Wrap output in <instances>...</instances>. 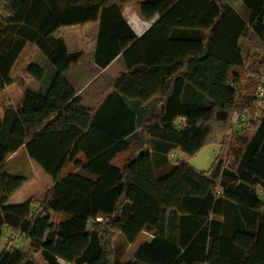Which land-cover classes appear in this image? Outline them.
<instances>
[{
	"label": "trees",
	"instance_id": "1",
	"mask_svg": "<svg viewBox=\"0 0 264 264\" xmlns=\"http://www.w3.org/2000/svg\"><path fill=\"white\" fill-rule=\"evenodd\" d=\"M136 1L0 0V92L14 85L12 73L29 45L56 69L46 94L27 90L18 110L5 112L0 246L8 230L25 238L28 250L4 249L0 264H38V255L46 264L264 259V110L257 109L252 86L240 95L243 81L234 74L245 66L239 43L248 32L264 52V0H241L247 21L227 0H147L141 15L157 20L140 37L123 16ZM94 22H100L95 64L105 69L121 56L125 71L91 111L64 76L82 52L69 51L59 32ZM25 71L39 83L46 77L36 63ZM187 87L207 103L185 102ZM153 101L157 113L138 128V112ZM236 113L250 121L240 133L230 124ZM210 144L222 146L227 160L218 156L199 172L187 159ZM173 149L183 159L170 165ZM21 150L53 181L40 202L9 203L26 180L8 175L5 165ZM127 152L124 165H115ZM171 212L179 218L175 241L168 238ZM57 215L66 219L55 224ZM115 234L128 245L142 234L152 240L122 263Z\"/></svg>",
	"mask_w": 264,
	"mask_h": 264
},
{
	"label": "rangeland",
	"instance_id": "2",
	"mask_svg": "<svg viewBox=\"0 0 264 264\" xmlns=\"http://www.w3.org/2000/svg\"><path fill=\"white\" fill-rule=\"evenodd\" d=\"M145 1L147 0H137L135 3L125 6L124 13L127 15V10L130 6L129 9L142 16L140 8L142 3ZM227 2L233 6V8L244 20L247 21L248 18L242 15L243 6L241 0H227ZM151 24L152 22L145 20L141 25L135 26L138 28V30L145 31L151 26ZM95 32V27L92 26H72L63 28L59 32V35L64 38L66 45L68 44L70 49L73 50L72 52L81 51L82 56L85 57L83 60L85 65L79 68L77 66L72 73V78H77L79 75V69L81 68L80 70L85 74V76L91 79V81L82 84L75 82V85L81 88L84 92L83 94L87 104H91V100L95 96L98 97V99L100 98L102 101L103 97L109 92L110 87L122 71L118 64H115L111 70L108 71V73H102L92 66L93 64L91 62V55L95 46ZM239 46L242 50L246 63L244 67L234 69V74L239 76L243 81L240 91V95L243 96L246 94L245 87L250 88L252 86L255 92L259 82L258 80H260L259 78L264 77V52L261 53L257 50L250 32L241 38ZM45 60L46 59L43 54L35 46L29 45L26 48L12 73L15 80L14 85L7 88L4 92H0V131L2 130V123L4 121L6 110L12 108L14 111H17L27 90L39 92L44 91V87L34 82L32 80L33 78L26 73L25 68L31 63H44ZM110 74H113L112 77H110ZM183 100L188 103H207V100L204 98V96L191 87L186 88ZM157 109V101H153L149 106L144 107V109H142L143 111L138 112V128H141L146 119H148L151 115L157 113ZM257 109L259 111H263L264 107L258 106ZM183 124L184 123L182 121H178V128L181 129ZM232 132L240 133L242 131L236 130L233 127ZM137 136L138 134L136 133L131 138H129V140L133 141L137 138ZM148 140L150 145H152L153 141L151 139ZM219 141L222 142L223 138L219 137ZM231 142L232 140H230L229 143L233 144ZM225 154L226 153L222 146L210 144L201 149L195 156L188 158L187 162L199 172H208L212 168L218 156L223 161L227 160ZM130 156L131 152L120 155L114 162L115 165L122 167ZM167 159L171 165L176 161L182 160L183 156L179 149H173L168 154ZM5 171L10 176L22 177L26 180L22 189L16 193L13 198H11V204H22L29 200L40 202L44 199L47 191L53 185L51 177L46 175V173L29 158L25 150H21L18 154L13 155L7 161L5 165ZM70 171L71 170H68V172ZM37 208H39V204L33 206L34 211H36ZM215 218L221 219L218 217ZM65 219L66 216L63 215L52 216V222L55 224ZM178 227L179 218L174 212H171L168 224V238L171 241H175L178 237ZM151 240V236L142 234L134 245H128L124 237L119 234H115L113 239V249L116 260L122 263H129L133 261L139 247L146 242H150ZM4 249L28 250V244L25 238L21 237L20 235H14L12 232L4 230L0 251ZM36 259L38 264H46L42 255H38ZM60 264L67 263L60 261ZM248 264H264V259L259 257H250L248 259Z\"/></svg>",
	"mask_w": 264,
	"mask_h": 264
},
{
	"label": "crops",
	"instance_id": "3",
	"mask_svg": "<svg viewBox=\"0 0 264 264\" xmlns=\"http://www.w3.org/2000/svg\"><path fill=\"white\" fill-rule=\"evenodd\" d=\"M130 6L128 7V12H127V15L124 13L123 16L124 18L127 20L129 26L132 28V30L136 33V35L138 37L142 36L144 33H146L150 28L151 26L156 22L157 18H154L152 20H146L144 19L142 16H140L138 13H135L133 12L131 9H129ZM244 11V10H243ZM150 21L152 22L151 26L149 28H147L145 31H141V30H138V28L135 26V25H141L144 21ZM80 26H92V27H95V36H94V51L92 52V55H91V62H92V66L101 71L102 73H108V71L111 70V68L115 65V64H118L122 71L124 72L125 71V67H124V61H123V58L120 56L118 57L114 62H112L107 68L105 69H101L99 68L96 64H95V53H96V47H97V38H98V34H99V27H100V22H94V23H88V24H85V25H80ZM72 27V26H71ZM75 27V26H73ZM65 28H68V27H65ZM68 45V44H67ZM68 50L69 51H73L72 49H70V46L68 45ZM46 59V58H45ZM85 59L84 56H81V58L76 61L75 63H73L69 69V71H67L64 76L65 78L67 79V81L70 83V85L74 88V90L76 91V93L81 97L82 99V106L88 110H91V111H94L97 106L99 105V103L101 102V99L98 97H93L92 98V103L91 104H87L86 102V99L84 98V92L82 91L81 88L77 87L75 85V82L77 83H86V82H89L91 81L90 78H88L87 76H85V74L79 69V75L77 76L76 79H73L72 78V73L73 71L75 70V68L78 66L79 67H82L83 65H85L83 63V60ZM39 66H41L44 70H45V73H46V77L44 79V81L42 83H39L37 81H35L34 79H32L34 82H36L37 84L39 85H42L44 87V91H33V92H37V93H41V94H46V92L48 91L49 89V86L53 80V78L55 77L56 75V69L47 61L45 60L44 63H37ZM89 64V63H88ZM91 65V63H90ZM88 65V66H90ZM98 75V74H97ZM113 74H110V77H112ZM13 198V197H12ZM11 201L12 199H10L9 203L11 204Z\"/></svg>",
	"mask_w": 264,
	"mask_h": 264
},
{
	"label": "built area",
	"instance_id": "4",
	"mask_svg": "<svg viewBox=\"0 0 264 264\" xmlns=\"http://www.w3.org/2000/svg\"><path fill=\"white\" fill-rule=\"evenodd\" d=\"M255 98L257 100V106L264 107V77L261 79L255 90ZM231 124L234 129L243 131L250 125L249 118L240 113H236L231 118ZM100 221V219H99Z\"/></svg>",
	"mask_w": 264,
	"mask_h": 264
}]
</instances>
